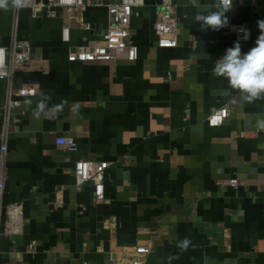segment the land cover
<instances>
[{
    "label": "crops",
    "instance_id": "1",
    "mask_svg": "<svg viewBox=\"0 0 264 264\" xmlns=\"http://www.w3.org/2000/svg\"><path fill=\"white\" fill-rule=\"evenodd\" d=\"M174 1L179 33L171 47H160L153 31L159 0L134 9L135 60L69 57L75 46L101 39L110 21L105 7L88 8L93 29H71L68 42L59 16L19 10L18 34L29 40L32 59L17 66L14 85L35 81L40 90L15 111L8 135L1 202H18L22 219L18 241L0 245V264H131L142 242L151 248L145 264H264V130L257 127L264 99L243 100L212 71L234 46L230 23L251 30L239 42L242 55L255 46L264 0H233L228 24L216 31H201L195 20L215 0ZM12 12L8 0L0 45L9 42ZM3 94L0 81V104ZM222 105L224 122L207 124ZM62 136L74 137L77 151L57 144ZM79 158L110 163L102 200L92 182L76 188ZM232 177L236 187L225 183Z\"/></svg>",
    "mask_w": 264,
    "mask_h": 264
},
{
    "label": "built area",
    "instance_id": "2",
    "mask_svg": "<svg viewBox=\"0 0 264 264\" xmlns=\"http://www.w3.org/2000/svg\"><path fill=\"white\" fill-rule=\"evenodd\" d=\"M11 1V0H10ZM257 0H250L255 4ZM239 5L244 0H237ZM144 0H27L23 7L13 6L11 31L7 45H0V81L4 84L3 101L0 104V237H10L21 228L22 210L18 202L2 205V194L6 181L8 135L13 127V116L24 100L36 96L40 90L38 82L25 81L19 86L14 85L16 68L32 59V48L28 39L18 34V12L27 8L32 18L41 16L62 19L61 39L70 40V30L81 28L91 31L93 25L86 21L84 12L90 7H105L109 13V25L102 32L99 41L87 42L75 46L69 51V57L80 62L135 60L138 48L132 41L130 25L134 9L142 6ZM229 31L233 34L234 42H245L251 38V30L244 23H230ZM153 31L160 47H171L177 43L179 28L174 0H159ZM247 35V38L245 36ZM228 116L226 105L213 110L206 118L210 126L221 125ZM56 143L64 146L69 152L78 149L72 136L56 138ZM109 162L79 158L74 161V181L76 188H81L87 182L93 183L94 197L97 201L104 198V170ZM226 184L236 187L237 178L232 177ZM33 251L35 242L28 246ZM151 248L148 243H137L131 264H145Z\"/></svg>",
    "mask_w": 264,
    "mask_h": 264
},
{
    "label": "clouds",
    "instance_id": "3",
    "mask_svg": "<svg viewBox=\"0 0 264 264\" xmlns=\"http://www.w3.org/2000/svg\"><path fill=\"white\" fill-rule=\"evenodd\" d=\"M16 7H23L27 0H11ZM193 6L197 5V0H191ZM233 0H215L212 8L206 14L195 16L196 23L199 24L201 31L212 29L219 30L228 24L226 13L231 10ZM8 0H0V8H6ZM260 34L255 41V46L246 53L241 51L240 43L237 41L234 46L226 49L225 54L218 59L214 68L213 75L223 77L228 81L230 89L239 93L240 97L248 102L256 99H264V19L257 21ZM247 38V35L245 36ZM48 99V97H44ZM31 104V100L25 101ZM45 108V103L38 104L36 115ZM257 127L264 130V120L257 122ZM189 244L188 239H184L179 245L186 249Z\"/></svg>",
    "mask_w": 264,
    "mask_h": 264
},
{
    "label": "water",
    "instance_id": "4",
    "mask_svg": "<svg viewBox=\"0 0 264 264\" xmlns=\"http://www.w3.org/2000/svg\"><path fill=\"white\" fill-rule=\"evenodd\" d=\"M18 241V237L17 236H10V237H4L1 236L0 237V245H4V249L7 250L9 248V246L13 243V242H17Z\"/></svg>",
    "mask_w": 264,
    "mask_h": 264
}]
</instances>
